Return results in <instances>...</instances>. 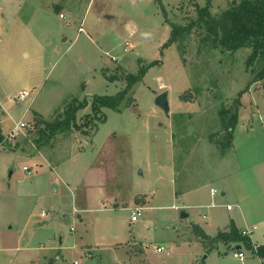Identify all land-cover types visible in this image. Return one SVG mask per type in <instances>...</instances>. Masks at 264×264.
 <instances>
[{"label": "rangeland", "instance_id": "374dc122", "mask_svg": "<svg viewBox=\"0 0 264 264\" xmlns=\"http://www.w3.org/2000/svg\"><path fill=\"white\" fill-rule=\"evenodd\" d=\"M207 1L0 0V264H264L194 231L215 235L231 217L242 227L254 169L264 166V80L251 82L260 66H246L251 48H212L194 26L183 63L168 43L171 26L195 20ZM209 1L217 15L240 0ZM26 71L36 83L20 85ZM129 73L140 78L121 105L95 113L92 97L115 95ZM21 86L28 95L16 100ZM188 89L192 100H180ZM162 91L167 112L154 102ZM73 98L87 100L80 129L48 137L41 121ZM236 99L233 145L222 152L209 136L221 138L220 112ZM134 206L143 209L132 222ZM250 236L264 241L258 230Z\"/></svg>", "mask_w": 264, "mask_h": 264}, {"label": "trees", "instance_id": "16d2710c", "mask_svg": "<svg viewBox=\"0 0 264 264\" xmlns=\"http://www.w3.org/2000/svg\"><path fill=\"white\" fill-rule=\"evenodd\" d=\"M55 8L58 9L57 7ZM196 14L197 18L186 25L173 24L171 26L168 43L177 44L183 63L184 49L181 41L183 36H186L194 26H197L204 28L206 34L203 40H209L212 48H220L222 51H236L242 47H250L251 52L246 58V66L251 67L260 62V66L253 71L251 82L264 80V0L233 2L217 15H213L210 12V1L208 0L204 6L196 5ZM113 77L110 76L109 78L115 79ZM139 78V74L129 73L126 76V85L118 90L115 95H94L91 102L92 110L97 113L101 107L117 109L126 99L127 94ZM179 98L188 102L192 100L193 95L188 89L180 94ZM237 103L239 104V99L235 100L232 107L234 108L233 110L230 108L222 109L220 112L221 126L224 129L221 138H213L212 134L209 136V140L214 142L222 152L232 146L233 133L238 121ZM127 104H131L130 99L127 100ZM86 106V99L79 101L73 98L53 121H41L44 124L42 130L49 132L48 137L61 132H69L72 125H75L76 113ZM36 123H38V119ZM85 123L88 124L89 122ZM75 127L80 129L79 125H75ZM2 140L3 135L0 129V143ZM194 231L207 245L216 242L228 245L240 244L242 248L249 250L260 258H264V243L254 246L249 235L242 234L232 220H230L226 230H218L214 236L206 234L202 228L196 225ZM200 264L203 263L201 262Z\"/></svg>", "mask_w": 264, "mask_h": 264}, {"label": "crops", "instance_id": "0c3cea01", "mask_svg": "<svg viewBox=\"0 0 264 264\" xmlns=\"http://www.w3.org/2000/svg\"><path fill=\"white\" fill-rule=\"evenodd\" d=\"M2 15H3V11L2 12H0V22H1V17H2ZM1 42H3V38H2V41ZM39 46L40 47H42L43 48V46L41 45V44H39ZM37 51H39V50H37ZM28 57V53L26 54V58ZM42 59V56H41V54H39L38 53V55H37V61H40ZM2 75H4V74H6V71H5V67H2V69H1V72H0ZM25 74L24 73H22V76L20 77L21 78V81L23 82V83H20V85H22V84H24V83H26V84H30V83H36V81H34V80H30L29 78H31L30 77V74L28 73V71H26V76L25 77H23ZM14 79V78H13ZM23 79H25V80H23ZM29 79V80H28ZM10 80V79H9ZM26 80H28V81H26ZM1 84V83H0ZM26 84H24V85H26ZM23 87H25V86H21V88L18 90V93H17V97H16V100H21V99H18V94H19V92L20 91H22V90H25V88H23ZM5 90L6 89H4V87H2V84L0 85V91H2V92H0V95H3V94H6V92H5ZM1 97H4V96H1ZM23 100V99H22ZM3 104H4V102H1V100H0V110H2V111H4V109H2V107H3ZM28 111V109H26L25 110V112H27ZM35 112V114H37L38 113V111H36V110H34ZM34 114V115H35ZM39 118V117H38ZM39 119H41V118H39ZM21 122V121H20ZM2 123V120H0V124ZM17 122H15L14 123V125H13V127L15 126V124H16ZM13 127H12V129H13ZM24 128V127H23ZM0 129H1V125H0ZM11 129V130H12ZM22 130V129H21ZM11 132V131H10ZM1 134L3 135V140H2V142H7V140H8V138L7 137H5V135H4V133L2 132V129H1ZM10 134V133H9ZM8 134V135H9ZM1 142V143H2ZM233 145V144H232ZM255 176H256V181H257V185H252V191H253V193H251V195H249V198H250V200H249V202L247 203V204H249V213H248V211H247V213H244V214H242L241 212H240V217H241V220H243V226L242 227H238L241 231L242 230H247V231H249V233H248V235H249V237H250V239H251V242L253 243V245L254 246H256V245H259V244H263L264 243V241L263 242H260V243H258V242H256V241H254L253 240V238H252V236H250V235H252V233H254V230H258L259 231V234L262 236V237H264V166L263 167H260V166H256L255 167ZM55 183H56V189H57V181H54ZM53 181L51 182V185H52V183H54ZM196 188H198V185H195V186H193V187H191V186H188V189H189V191H192V190H195ZM212 188V187H211ZM211 188H210V194H214V193H212L211 192ZM213 189H215V188H213ZM216 190V189H215ZM216 193V192H215ZM221 194L222 195H225L226 194V192L223 190V191H221ZM237 206H238V204H236ZM229 206V205H228ZM227 206V207H228ZM185 216H187V214L185 213ZM184 216V217H185ZM232 219H230V220H232L234 223H237L236 221H235V217H231ZM228 225H229V223H228ZM236 225V224H235ZM201 228V227H200ZM202 229L204 230V228L202 227ZM204 232L206 233V234H208L205 230H204ZM210 236H214V235H210ZM62 237V236H61ZM61 242H62V239H61ZM61 242H59V243H61ZM233 246H234V244H233ZM242 248V247H241ZM241 248L239 249V250H241ZM164 250H165V248H164ZM163 250V251H164ZM162 251V252H163ZM168 253V252H167ZM251 253V252H250ZM251 255H254L253 253H251ZM262 259H264V258H262Z\"/></svg>", "mask_w": 264, "mask_h": 264}, {"label": "built area", "instance_id": "2783aa9c", "mask_svg": "<svg viewBox=\"0 0 264 264\" xmlns=\"http://www.w3.org/2000/svg\"><path fill=\"white\" fill-rule=\"evenodd\" d=\"M59 17L64 18L65 16H64V14L60 13ZM27 95H28V92L26 90H22L18 94V99H21V100L25 99ZM25 126H26V122H24V121L17 122L15 124V126L13 127V129L11 130L9 136H11V137L18 136L21 129ZM23 169L28 170L29 168L27 166H24ZM211 192L215 193L216 190L211 188ZM228 207H230V206H228ZM142 209H143L142 206H134L133 207V209L131 210V214H130V220L132 222L136 221L138 219V217L141 215ZM241 232H242V234H248L249 233V231H247V230H242ZM163 250H164V247L162 245L156 247L157 252H162ZM233 256L236 258L242 259L244 257V253L241 250H237V252H233ZM74 264H77V261H74Z\"/></svg>", "mask_w": 264, "mask_h": 264}, {"label": "water", "instance_id": "95a60500", "mask_svg": "<svg viewBox=\"0 0 264 264\" xmlns=\"http://www.w3.org/2000/svg\"><path fill=\"white\" fill-rule=\"evenodd\" d=\"M154 102L157 106L161 107L162 109H164L165 112H167L169 110V104H168V99H167V91H162L161 93H159L155 99ZM52 187L56 190V183H52ZM185 216V213H182V217ZM62 237L59 236V242H61ZM234 250H238L241 248L240 244H235L232 247Z\"/></svg>", "mask_w": 264, "mask_h": 264}, {"label": "clouds", "instance_id": "9594fccd", "mask_svg": "<svg viewBox=\"0 0 264 264\" xmlns=\"http://www.w3.org/2000/svg\"><path fill=\"white\" fill-rule=\"evenodd\" d=\"M239 250V249H238Z\"/></svg>", "mask_w": 264, "mask_h": 264}]
</instances>
